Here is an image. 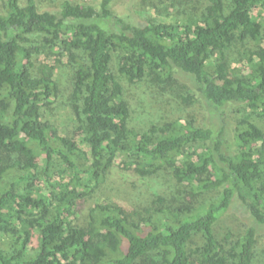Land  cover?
I'll list each match as a JSON object with an SVG mask.
<instances>
[{
    "label": "trees",
    "instance_id": "obj_1",
    "mask_svg": "<svg viewBox=\"0 0 264 264\" xmlns=\"http://www.w3.org/2000/svg\"><path fill=\"white\" fill-rule=\"evenodd\" d=\"M117 2L3 0L0 264H254L264 237V21L254 12L264 0H176L182 21L140 17L136 0L118 13ZM51 55H67L64 90ZM143 82L204 102L208 123L133 118L123 83ZM61 93L74 114L67 134L45 113ZM160 172L177 185L171 197L144 190ZM234 210L244 232L219 239L216 223Z\"/></svg>",
    "mask_w": 264,
    "mask_h": 264
},
{
    "label": "rangeland",
    "instance_id": "obj_2",
    "mask_svg": "<svg viewBox=\"0 0 264 264\" xmlns=\"http://www.w3.org/2000/svg\"><path fill=\"white\" fill-rule=\"evenodd\" d=\"M22 3L25 0H21ZM57 1V0H56ZM79 1V0H75ZM86 1V0H80ZM129 0H118L115 6V10L121 13L124 5ZM176 0H136V12L143 17H156L160 12H168L170 20H183L185 15L178 10V5L171 6V3ZM3 0H0V9H2ZM191 3H185L186 9L191 8ZM200 5V4H199ZM255 15L264 21V5L259 6L255 10ZM77 52V51H76ZM44 57V56H42ZM56 57L60 58V61H56ZM51 63H56V76L57 80L64 90L68 86L71 75V66L67 62V55H51L48 58ZM116 62L113 61V68L117 71ZM180 81L183 84H187L186 90L193 93V84L191 80L183 75L180 77ZM125 85V94L128 98L131 108L133 118L139 120H160L167 115H181L183 117L189 118L194 116L196 118L197 124H206L207 113L204 102H196L193 105L188 106L179 96L178 92H162L158 87L154 86L152 83L143 82L140 85ZM181 86H176L180 88ZM62 90V92H63ZM65 96L61 93L57 100H55L45 113L46 116L51 119V121L58 126L63 134L69 132L70 126L74 124V114L72 110L65 103ZM235 108H239V105L232 107L228 112L233 113ZM165 172H160L159 176L145 184L146 192H160L165 193L168 197L175 194V189L177 185L175 181L170 180V177L164 175ZM44 182V181H43ZM44 189L48 187L46 182L43 184ZM164 190V191H163ZM170 199V198H169ZM87 215L84 214V219ZM244 218L241 210L229 211L225 214L215 225V231L217 237L222 240L235 241L236 238L244 232L245 224L243 222ZM259 257L256 259L254 264H264V237L261 238L259 242Z\"/></svg>",
    "mask_w": 264,
    "mask_h": 264
}]
</instances>
